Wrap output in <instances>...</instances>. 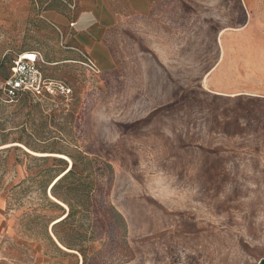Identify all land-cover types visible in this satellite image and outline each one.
Instances as JSON below:
<instances>
[{"label":"rangeland","instance_id":"obj_1","mask_svg":"<svg viewBox=\"0 0 264 264\" xmlns=\"http://www.w3.org/2000/svg\"><path fill=\"white\" fill-rule=\"evenodd\" d=\"M162 5L168 25L147 31L145 45L137 28L120 34L109 54L104 36L93 50L75 49L47 2L0 0V264H82L55 239L63 212L41 187L52 163L39 160L76 153L112 169L97 179L107 203L94 205L102 263L123 253L131 259L121 264L264 259V100L207 91L208 79L264 89V0ZM26 53L40 54L43 76L72 94L8 102L4 81ZM110 206L127 225L125 246Z\"/></svg>","mask_w":264,"mask_h":264},{"label":"trees","instance_id":"obj_2","mask_svg":"<svg viewBox=\"0 0 264 264\" xmlns=\"http://www.w3.org/2000/svg\"><path fill=\"white\" fill-rule=\"evenodd\" d=\"M23 96L30 95L19 94L17 100ZM65 157L69 158L70 161L64 158L39 159L44 164L52 163L46 166L44 170L45 174L43 181H41V187L45 193L50 189L52 197L60 206L58 208L63 212V216L58 221L52 222L53 234L60 246L73 252L75 256L80 255L82 257V264H106L102 263L101 255L94 252V244L99 242L96 239L99 230L97 225L103 223L99 219V209L94 205L97 200L98 202L101 201L102 207L107 203L108 193L98 180L106 176L108 172L112 173L111 166L100 159L85 156L81 153ZM109 210L111 212L109 216L110 223L115 229L119 230L117 237L119 240H123L122 243L125 246L127 244L125 220L115 208L110 206ZM86 217L95 218L87 224L84 223ZM60 227H67L68 232L65 235H60L57 232ZM50 241L58 252L63 253L53 238L50 237ZM117 246L120 247V245ZM126 254L128 253L116 257V264L129 261L131 256ZM109 260L112 262L111 259Z\"/></svg>","mask_w":264,"mask_h":264},{"label":"crops","instance_id":"obj_3","mask_svg":"<svg viewBox=\"0 0 264 264\" xmlns=\"http://www.w3.org/2000/svg\"><path fill=\"white\" fill-rule=\"evenodd\" d=\"M47 2L49 8L45 11L47 18L53 23L70 27L74 35L75 49L93 50L105 37V48H115L119 42L120 34L129 33L137 28L138 41H146L147 31L158 26L162 27L164 22L168 25L169 16H166L165 8H160L158 3H166L167 0H41ZM50 3H54L53 6ZM80 11L75 16V11ZM170 12V10L168 11ZM159 24V25H158ZM164 32H169L165 28ZM102 36V38H100ZM168 41L165 40V42ZM90 55V54H89ZM210 78V75L209 77ZM210 90L207 91L221 97L232 99L252 98L264 100V89L262 87H248L241 83L226 84L222 80L215 85L212 79L207 80ZM188 122V121H187ZM189 144H204L203 142H189Z\"/></svg>","mask_w":264,"mask_h":264},{"label":"built area","instance_id":"obj_4","mask_svg":"<svg viewBox=\"0 0 264 264\" xmlns=\"http://www.w3.org/2000/svg\"><path fill=\"white\" fill-rule=\"evenodd\" d=\"M86 60L90 68L96 71L95 63L89 58ZM42 62L40 54H33V58L22 55L13 62L11 75L4 81L2 88L8 102L17 100L19 94H29L37 99L69 97L72 94V90L65 83L48 80L43 76L40 68Z\"/></svg>","mask_w":264,"mask_h":264},{"label":"bare ground","instance_id":"obj_5","mask_svg":"<svg viewBox=\"0 0 264 264\" xmlns=\"http://www.w3.org/2000/svg\"><path fill=\"white\" fill-rule=\"evenodd\" d=\"M24 55H26V56H30L31 58H32V56L29 54V53H26V54H24ZM62 158H64V159H66V160H68V161H70L69 160V158H67V157H65V156H61ZM58 221V220H57Z\"/></svg>","mask_w":264,"mask_h":264},{"label":"water","instance_id":"obj_6","mask_svg":"<svg viewBox=\"0 0 264 264\" xmlns=\"http://www.w3.org/2000/svg\"><path fill=\"white\" fill-rule=\"evenodd\" d=\"M260 264H264V259L261 261V263Z\"/></svg>","mask_w":264,"mask_h":264}]
</instances>
